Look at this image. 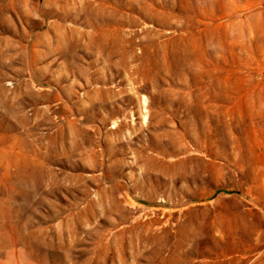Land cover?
<instances>
[{
  "label": "rangeland",
  "instance_id": "374dc122",
  "mask_svg": "<svg viewBox=\"0 0 264 264\" xmlns=\"http://www.w3.org/2000/svg\"><path fill=\"white\" fill-rule=\"evenodd\" d=\"M0 264H264V0H0Z\"/></svg>",
  "mask_w": 264,
  "mask_h": 264
}]
</instances>
